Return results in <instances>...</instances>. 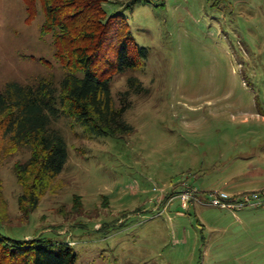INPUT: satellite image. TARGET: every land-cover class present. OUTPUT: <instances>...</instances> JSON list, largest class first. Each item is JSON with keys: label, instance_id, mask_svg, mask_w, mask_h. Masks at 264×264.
<instances>
[{"label": "rangeland", "instance_id": "1", "mask_svg": "<svg viewBox=\"0 0 264 264\" xmlns=\"http://www.w3.org/2000/svg\"><path fill=\"white\" fill-rule=\"evenodd\" d=\"M103 8L125 17L147 51L140 69L112 81L117 101L130 78L146 89L131 94L125 115L135 132L96 137L69 117L55 121L69 160L28 218L14 168L30 149L1 157L9 217L0 213V234L67 243L78 264H264V207L186 210L177 198L185 184L204 199L264 190V0H139L132 9L107 0ZM44 21L39 5L0 0V92L10 82L58 85L67 74Z\"/></svg>", "mask_w": 264, "mask_h": 264}, {"label": "trees", "instance_id": "2", "mask_svg": "<svg viewBox=\"0 0 264 264\" xmlns=\"http://www.w3.org/2000/svg\"><path fill=\"white\" fill-rule=\"evenodd\" d=\"M24 1L29 11L41 6L42 32L53 34L56 56L68 70L58 85L48 79L35 85L10 82L0 92V159L25 147L31 152L27 163L14 168L22 191L20 211L28 218L55 187L69 160L65 137L52 128L55 121L69 117L96 137L135 132L125 115L133 107L131 94L141 95L146 89L139 79L130 78L129 90L117 101L112 81L116 74L140 69L147 51L136 43L125 17L110 16L103 8L107 0ZM138 1L119 3L132 9ZM79 202L76 210L83 213ZM0 210L9 217L1 180ZM0 264H78V254L67 243L14 240L0 234Z\"/></svg>", "mask_w": 264, "mask_h": 264}, {"label": "built area", "instance_id": "3", "mask_svg": "<svg viewBox=\"0 0 264 264\" xmlns=\"http://www.w3.org/2000/svg\"><path fill=\"white\" fill-rule=\"evenodd\" d=\"M204 197L197 188L191 187L187 184L184 185L182 193L177 196L178 199H181L182 206L186 210L194 203L222 210H229L232 212L264 207V190L261 192L239 195H231L227 192L214 191L209 193V199H204Z\"/></svg>", "mask_w": 264, "mask_h": 264}, {"label": "crops", "instance_id": "4", "mask_svg": "<svg viewBox=\"0 0 264 264\" xmlns=\"http://www.w3.org/2000/svg\"><path fill=\"white\" fill-rule=\"evenodd\" d=\"M243 193H245V192H243ZM243 193H237V194H243ZM244 211V210H243ZM235 215H236V212H233Z\"/></svg>", "mask_w": 264, "mask_h": 264}]
</instances>
